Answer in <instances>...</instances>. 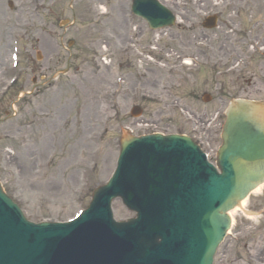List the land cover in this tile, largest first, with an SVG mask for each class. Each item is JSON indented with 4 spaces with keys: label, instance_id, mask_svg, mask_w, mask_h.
I'll return each mask as SVG.
<instances>
[{
    "label": "rangeland",
    "instance_id": "rangeland-1",
    "mask_svg": "<svg viewBox=\"0 0 264 264\" xmlns=\"http://www.w3.org/2000/svg\"><path fill=\"white\" fill-rule=\"evenodd\" d=\"M7 1L0 0V180L33 222L86 209L115 170L127 129L182 130L213 156L231 100L264 99V57L252 44L264 34V0H159L179 23L158 32L131 15L132 0H13V10ZM208 14L220 20L206 35L200 22ZM14 47L16 71L8 68ZM205 53L218 58L221 73L204 63ZM190 54L200 65L183 66ZM13 76L20 82L6 91ZM134 106L140 118L131 116ZM245 206L263 214L264 188ZM114 210L117 220L133 217L120 202ZM234 218L215 264H264L261 219Z\"/></svg>",
    "mask_w": 264,
    "mask_h": 264
},
{
    "label": "water",
    "instance_id": "water-1",
    "mask_svg": "<svg viewBox=\"0 0 264 264\" xmlns=\"http://www.w3.org/2000/svg\"><path fill=\"white\" fill-rule=\"evenodd\" d=\"M223 140L220 175L185 138L125 141L116 177L69 225L28 223L0 188V264H211L226 212L264 181V108L237 105ZM116 197L138 206L137 220L114 222Z\"/></svg>",
    "mask_w": 264,
    "mask_h": 264
},
{
    "label": "bare ground",
    "instance_id": "bare-ground-1",
    "mask_svg": "<svg viewBox=\"0 0 264 264\" xmlns=\"http://www.w3.org/2000/svg\"><path fill=\"white\" fill-rule=\"evenodd\" d=\"M19 82H20V81H19ZM19 82H18V83H19ZM17 85H18V84H16V86H17ZM258 190H259V189H257V191H258ZM257 191H256V192H257ZM245 204H246V201L242 203L240 209L243 208V206H245ZM237 210H238V209H236V211H237Z\"/></svg>",
    "mask_w": 264,
    "mask_h": 264
}]
</instances>
